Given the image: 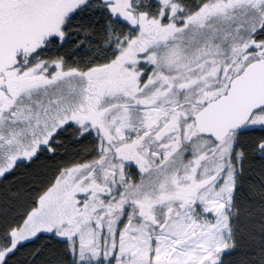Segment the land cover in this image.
Returning <instances> with one entry per match:
<instances>
[{
  "label": "snow or ice",
  "instance_id": "snow-or-ice-1",
  "mask_svg": "<svg viewBox=\"0 0 264 264\" xmlns=\"http://www.w3.org/2000/svg\"><path fill=\"white\" fill-rule=\"evenodd\" d=\"M0 264H264V0H0Z\"/></svg>",
  "mask_w": 264,
  "mask_h": 264
}]
</instances>
